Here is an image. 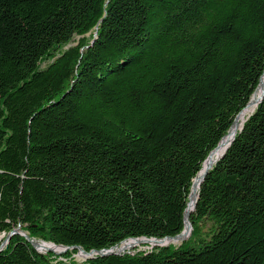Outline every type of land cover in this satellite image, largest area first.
Wrapping results in <instances>:
<instances>
[{
	"label": "trees",
	"instance_id": "1",
	"mask_svg": "<svg viewBox=\"0 0 264 264\" xmlns=\"http://www.w3.org/2000/svg\"><path fill=\"white\" fill-rule=\"evenodd\" d=\"M264 0H0V264H264ZM147 246V245H146Z\"/></svg>",
	"mask_w": 264,
	"mask_h": 264
},
{
	"label": "water",
	"instance_id": "2",
	"mask_svg": "<svg viewBox=\"0 0 264 264\" xmlns=\"http://www.w3.org/2000/svg\"><path fill=\"white\" fill-rule=\"evenodd\" d=\"M264 76V70H263V73L261 75V78L259 79V82H258V86L256 88V91L259 90L260 88H262V77ZM255 91V92H256ZM255 94V93H254ZM253 94V95H254ZM253 95L251 96L249 102L246 104V106L243 108V110H245L247 107H249L250 103H251V99L253 97ZM264 97V87L262 88L261 90V94H260V97L259 99L257 100V105L261 102V100L263 99ZM241 110L237 115L236 117L234 118L233 122H232V125L231 127L229 128L227 134L229 132L232 131V138L231 140L229 141L228 145L226 146V149L229 147V145L231 144V142L233 141L234 139V136L236 134L237 131L241 130L242 128V125L239 129L236 128L237 124H236V120H237V117L238 115L243 111ZM243 124V123H242ZM226 134V135H227ZM225 135V136H226ZM224 136V137H225ZM224 137L220 140V142L217 144V146L209 153V155L207 156L205 162L203 163V166H202V169L200 170L199 174L194 178L193 182H192V186H191V191H190V194H189V199H188V203H187V206L185 208V211H184V227H183V231L176 235V236H173V237H165V238H162V239H156V238H150V239H147V238H136V239H127V240H136V241H139L141 242V244H144V245H147L149 249L153 248V247H162V246H168L169 244H180L181 242L187 240L191 234V224L189 223L188 221V217H189V214L194 210L195 208V205H196V199H197V191L195 193V191L193 190L194 188V185L197 184L198 187L199 185L201 184V182L203 181V178L204 176L206 175V173L208 172L209 169H211V167L213 166V164L223 156L224 152L218 156L213 162L211 161L210 162V159L213 155V153L215 151L218 150V148L221 146V143L224 139ZM225 149V150H226ZM208 163L206 167H204L205 163ZM191 198H194V201L192 202L191 204ZM13 234H19L21 235L22 237H24L30 244L31 246L38 252V253H41L39 252L36 248H35V245H34V241L36 240H31L28 238V236L22 232L19 228H16L14 229L13 231H11L10 233L7 234L5 240L3 241L2 243V246L7 242V240L9 239V237ZM41 243H44V242H41ZM123 243V242H122ZM120 243L119 246L122 244ZM46 244H50V245H53L54 247H59L62 249V251L58 254L52 252V251H48L47 253H53L55 255H61V254H64L65 252L69 251V250H76L77 251V255H82L84 256V260L85 259H90V258H93V256L97 255V256H106V255H111V254H120L121 252H123L124 250H117V248L119 246H114L110 249H107V250H101V251H90V252H85L84 250H82L80 247L78 246H74V247H65V246H61V245H54V244H51V243H46ZM45 254V253H43Z\"/></svg>",
	"mask_w": 264,
	"mask_h": 264
},
{
	"label": "bare ground",
	"instance_id": "3",
	"mask_svg": "<svg viewBox=\"0 0 264 264\" xmlns=\"http://www.w3.org/2000/svg\"><path fill=\"white\" fill-rule=\"evenodd\" d=\"M264 87V76L262 77V88ZM262 88H260L259 90H257L255 92V94L253 95L252 99H251V103L249 105V107H247L245 110H243L237 117V120H236V128L239 129L242 125V123L244 122L245 118L254 110V108L257 106V100L259 99L260 97V94H261V90ZM232 138V131L229 132L223 139L222 143H221V146L218 148L217 151H215L210 159V162L214 161L218 156H220L226 149V146L228 145L229 141L231 140ZM207 162L205 163L204 167L207 166ZM198 189V185L195 184L194 185V188L193 190L197 191ZM194 201V198H191V204L192 202ZM137 244H141V242L139 241H136V240H126L124 241L119 250H124V249H128V248H131L133 247L134 245H137ZM34 245H35V248L41 252V253H47L48 251H52L56 254L60 253L62 251L61 248L59 247H54L53 245H50V244H46V243H41V242H38V241H34ZM148 245V244H147ZM78 257H83L82 255H78Z\"/></svg>",
	"mask_w": 264,
	"mask_h": 264
},
{
	"label": "rangeland",
	"instance_id": "4",
	"mask_svg": "<svg viewBox=\"0 0 264 264\" xmlns=\"http://www.w3.org/2000/svg\"><path fill=\"white\" fill-rule=\"evenodd\" d=\"M2 238H3V236L0 237V241L2 240ZM2 243H3V242H2ZM120 246H121V245H120ZM120 246L117 248V250H119ZM135 248H138V250H148V249H149L148 246H146V245H144V244H137V245H134V246L131 247V248L124 249V251H131V250H133V249H135ZM73 259H74L76 262H81V261L84 260L83 257H82V258H81V257H78L77 254H75V255L73 256Z\"/></svg>",
	"mask_w": 264,
	"mask_h": 264
}]
</instances>
